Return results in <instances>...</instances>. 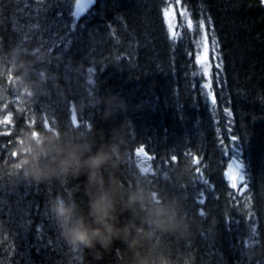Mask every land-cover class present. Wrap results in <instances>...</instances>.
Returning a JSON list of instances; mask_svg holds the SVG:
<instances>
[{
  "label": "trees",
  "instance_id": "obj_1",
  "mask_svg": "<svg viewBox=\"0 0 264 264\" xmlns=\"http://www.w3.org/2000/svg\"><path fill=\"white\" fill-rule=\"evenodd\" d=\"M0 2V80L20 42L25 50L16 74L36 68L40 78L36 96L27 86L28 101L14 107L12 133H31L33 139L38 134L60 135L91 143L93 153L115 145L114 165L102 170L101 177L107 183L114 175L121 183L117 224L134 226L132 245L114 240L107 247L74 248L63 238L50 205H45L46 192L54 202L63 201L87 216L85 178L47 182L27 177L28 185L24 177L23 200L27 207L34 205L27 211L33 223L28 236L32 248L37 246L33 264L47 263L39 257L42 245L46 249L50 244L44 243L47 236L52 239L50 264H264L260 0H96L45 45L40 39L29 41L26 28L9 17V11L19 8L18 0ZM21 5L26 6L22 0ZM60 11L70 17L63 7ZM169 11L176 16L175 35L166 20ZM203 54L206 65L200 62ZM34 75L33 85L38 81ZM111 98H117V104L109 105ZM25 102L31 103L28 109L45 113L42 120L34 110L20 109ZM28 120L35 122L23 124ZM0 135V153L5 151L0 162L18 166L30 148L14 161L15 147L8 143L14 135ZM234 146L244 164L243 183L236 182L232 171ZM140 150L151 158L149 170L137 154ZM137 189L146 194V206L174 207L188 235L157 229L141 222L142 214L125 210L128 193ZM4 233L0 229V238L12 246V238L5 239Z\"/></svg>",
  "mask_w": 264,
  "mask_h": 264
},
{
  "label": "clouds",
  "instance_id": "obj_2",
  "mask_svg": "<svg viewBox=\"0 0 264 264\" xmlns=\"http://www.w3.org/2000/svg\"><path fill=\"white\" fill-rule=\"evenodd\" d=\"M105 103V101H101ZM109 105L117 104V98L107 101ZM30 152L22 157L20 166L25 177L35 179H79L83 176L88 185L89 210L87 216L78 214L77 209L63 201L50 205L51 213L61 227L65 241L74 248H94L96 245L107 247L114 240H123L129 245L135 243L131 233L134 226H119L118 202L121 183L113 175L105 183L101 177L102 170L114 165L115 145L102 146L95 153L91 143L76 142L60 135L38 134L36 139L31 133L27 136ZM146 194L140 190L128 193L124 202L125 210L139 213L141 222L151 224L160 230H170L188 235L177 219V211L171 205L146 206Z\"/></svg>",
  "mask_w": 264,
  "mask_h": 264
},
{
  "label": "rangeland",
  "instance_id": "obj_3",
  "mask_svg": "<svg viewBox=\"0 0 264 264\" xmlns=\"http://www.w3.org/2000/svg\"><path fill=\"white\" fill-rule=\"evenodd\" d=\"M18 2L20 4L19 8H17L16 10L9 11V17L10 15H13L10 18L12 21H14V24L22 25L26 28L25 35L27 36V39L29 41H33V38H35L34 41L37 42V40L40 39L41 41H44L43 45H45V43L48 44L50 42L53 35H56L54 33L57 31V29L65 27V25H67L69 21L75 22V20L82 13L78 0H34V3H32L31 5L29 3L30 0H22V2H24L26 6L21 5V0H18ZM61 7H63V11H68L70 17L60 11ZM19 12H22L23 16H18ZM166 20L170 27L171 33L175 35V13L173 11L168 12ZM22 45L23 43L20 42L14 47L15 49L13 48L12 57L9 59V64L11 65H8L1 74L4 80H0V124L3 122L7 123L8 121L12 120V116L15 114L14 107H20V105L26 100V96L28 95V91L26 90L27 86L34 90V94L36 96V92L38 90L37 86L40 85L38 69L36 71V68L32 70L28 69L26 72H28L29 74H16L18 69V60L20 58L21 53L25 50L24 48H22ZM206 61L207 58L205 54L200 56V62L203 65H206ZM33 75L34 77H37L38 75V81L35 82L36 87L34 86L35 83L33 85V81L30 80ZM24 79L28 80L27 84L22 83ZM35 100L39 101L37 99ZM35 104L36 103H33V105ZM29 105H31V103L26 104L25 102L24 106L20 109L25 112L28 109ZM28 110H34V116L38 117L40 120H42V117L45 114H41L39 109ZM22 121L23 120H21V122ZM34 122L35 120H33L32 122L31 120H28L26 122H23V124H28V126H31V124ZM22 130V127L18 126V131L20 133ZM17 133L18 132H15L14 134L13 142H8L10 143V146L15 147L12 148L11 151V153L14 152V161H19L18 155L24 156L23 154L29 149V147L27 146V136L29 133L25 135H18ZM16 134L18 136H16ZM8 143H6L5 146ZM4 152L0 153V157L4 154ZM140 156L143 160L145 170H149L151 167L150 157L143 153H141ZM232 157V161L234 158H237L236 163L242 164L244 173V164L240 156V151L235 146L233 147ZM7 161L8 159H6V162ZM16 165L18 166L15 167L13 164H5L0 162V229H3V231H5V239L9 240L12 238L13 242L11 246L9 242L5 243V241L0 238V264H33V251H31L29 246L25 248V246L23 245L26 241L32 247L30 238L29 236H27L26 238L24 236L21 237L19 236V234L27 235L29 227V224L27 223V211L33 209L34 205L32 204L28 207L27 204L25 205L23 197L25 196L24 193L27 190H23V188L20 189L21 182L24 180L25 177V173L21 171L20 163ZM231 166L233 175H236V177L234 178L236 179V182H239V172L235 164H232ZM25 180L27 181V183H29L27 178ZM46 181L50 182L49 179H46ZM28 185H30V183ZM46 194L48 195V198L46 199L45 205H52L54 203L52 193L50 191H47ZM17 220L21 224H18L17 227H14L12 224H14ZM7 224H10V226H6ZM46 228L47 230H49L47 226ZM30 234H32V232H30ZM45 242L47 241H44V243ZM42 247L44 251H41L40 256L39 254L38 256H42L44 261L46 260V262L48 259L50 261L51 258L48 257L49 251L45 249V246L42 245ZM33 248L36 249L37 246L35 245L33 246ZM51 262H53V260H51ZM54 264H61V260L58 263H55L54 260Z\"/></svg>",
  "mask_w": 264,
  "mask_h": 264
},
{
  "label": "snow or ice",
  "instance_id": "obj_4",
  "mask_svg": "<svg viewBox=\"0 0 264 264\" xmlns=\"http://www.w3.org/2000/svg\"><path fill=\"white\" fill-rule=\"evenodd\" d=\"M90 2H92V0H90ZM201 27H202V24H201ZM173 38H174V37H173ZM216 46H217V45H216V41H215V39H213V43H212L213 50H215ZM205 87H207V85H205ZM212 103H213V104L216 103V101H215L214 98H213V100H212ZM228 115H231V113L229 112ZM142 152H143V150H140V152H138L137 154L140 155ZM236 159H237V158H234V159H233V164H235V166H236V168H237V170H238V172H239V181H240V183H243V182H244L243 166H242V164H238V163H236ZM206 183H207V181H205V184H206ZM232 186L235 187V184H233ZM200 203L202 204V203H204V201H203V200H200ZM253 235H255L254 232H253Z\"/></svg>",
  "mask_w": 264,
  "mask_h": 264
},
{
  "label": "water",
  "instance_id": "obj_5",
  "mask_svg": "<svg viewBox=\"0 0 264 264\" xmlns=\"http://www.w3.org/2000/svg\"><path fill=\"white\" fill-rule=\"evenodd\" d=\"M264 2V0H261ZM94 2V0H92V2H90V0H80V3L85 6L86 9H88L92 3Z\"/></svg>",
  "mask_w": 264,
  "mask_h": 264
},
{
  "label": "bare ground",
  "instance_id": "obj_6",
  "mask_svg": "<svg viewBox=\"0 0 264 264\" xmlns=\"http://www.w3.org/2000/svg\"><path fill=\"white\" fill-rule=\"evenodd\" d=\"M26 198V197H25ZM26 201V200H25ZM48 217V216H47ZM47 217H46V219L45 220H47ZM49 218L51 219V216H49ZM44 220V221H45ZM27 223L29 224V227H28V229H30V228H32V221H31V217H30V215H29V213H27ZM35 225H37L38 226V224H37V222L35 223ZM47 226V225H46ZM30 235V234H29Z\"/></svg>",
  "mask_w": 264,
  "mask_h": 264
},
{
  "label": "flooded vegetation",
  "instance_id": "obj_7",
  "mask_svg": "<svg viewBox=\"0 0 264 264\" xmlns=\"http://www.w3.org/2000/svg\"><path fill=\"white\" fill-rule=\"evenodd\" d=\"M19 236H20V234H19ZM23 245L25 246V248H27L29 246V244L26 241L24 242Z\"/></svg>",
  "mask_w": 264,
  "mask_h": 264
}]
</instances>
